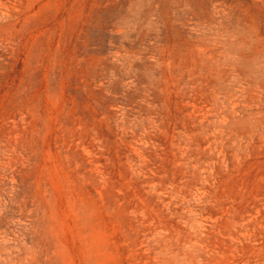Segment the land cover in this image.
I'll list each match as a JSON object with an SVG mask.
<instances>
[{
	"label": "rangeland",
	"instance_id": "obj_1",
	"mask_svg": "<svg viewBox=\"0 0 264 264\" xmlns=\"http://www.w3.org/2000/svg\"><path fill=\"white\" fill-rule=\"evenodd\" d=\"M252 263L264 0H0V264Z\"/></svg>",
	"mask_w": 264,
	"mask_h": 264
},
{
	"label": "bare ground",
	"instance_id": "obj_2",
	"mask_svg": "<svg viewBox=\"0 0 264 264\" xmlns=\"http://www.w3.org/2000/svg\"><path fill=\"white\" fill-rule=\"evenodd\" d=\"M201 262V261H200ZM252 264H254V263H252Z\"/></svg>",
	"mask_w": 264,
	"mask_h": 264
}]
</instances>
